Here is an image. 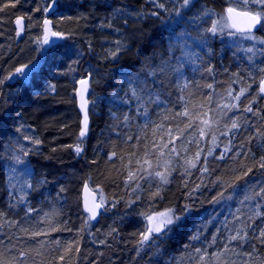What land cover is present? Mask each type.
<instances>
[{
    "label": "trees",
    "instance_id": "obj_1",
    "mask_svg": "<svg viewBox=\"0 0 264 264\" xmlns=\"http://www.w3.org/2000/svg\"><path fill=\"white\" fill-rule=\"evenodd\" d=\"M157 2L175 5L168 12ZM52 5L20 0L0 12V211L6 214L0 219V252L16 256L19 264H198L201 255L212 260L215 253H223L221 264H264V244L252 238L264 228V216L254 215L264 213V200L245 199L264 184L259 167L264 136L256 135L257 129L264 132V73L258 70L264 67V44L258 42L264 27L249 34L257 40L224 27L228 8H261L251 0H191L187 7L182 0H56L51 11ZM45 15L66 39L43 52ZM18 17L27 24L21 36ZM213 22L216 35L207 31ZM182 49L196 62L181 59L183 78L177 79L174 68ZM165 62L170 67L161 71ZM25 65L37 68L29 81L17 77L16 69ZM209 66L211 73L204 70ZM86 75L91 76L90 124L81 138L76 83ZM132 77L147 80L151 99L158 94L163 102L145 103L147 117L137 112L140 102L130 91L136 84L128 83ZM241 89L245 95L236 101ZM185 102L199 113L187 129L183 120L172 118ZM249 104L253 112L243 111ZM233 118L239 131L228 132ZM200 120H208L211 129ZM200 128H205L203 137ZM168 129L171 137L165 135ZM113 152L117 156L109 159ZM248 168L252 171L243 175ZM155 171L166 174L168 183ZM26 176L32 188L21 187ZM84 182L108 202L96 223L83 209ZM28 208L35 211L26 215ZM166 211L173 223L141 244L146 215ZM5 220L16 223L9 226ZM48 221L59 230L51 231ZM42 229L49 235L32 237ZM238 231L249 238L229 243ZM70 241L76 244L65 254Z\"/></svg>",
    "mask_w": 264,
    "mask_h": 264
},
{
    "label": "snow or ice",
    "instance_id": "obj_2",
    "mask_svg": "<svg viewBox=\"0 0 264 264\" xmlns=\"http://www.w3.org/2000/svg\"><path fill=\"white\" fill-rule=\"evenodd\" d=\"M19 2H20V0H0V12L5 11V9H7L9 7L15 8L16 5L19 4ZM190 2H191V0H182V6L187 7L190 4ZM247 2H248V0H245V3H247ZM251 2L256 4L257 6H259L261 8V11H246V12H243V13H237V15H243L244 17H246V20H247L246 25L243 28H239L238 29L239 31L244 32V33H251L253 28H255L257 25H261V27H264V23H262V21H264V0H251ZM51 3L54 4L55 0H51ZM158 6L161 9H163V7H164L163 4H159ZM45 11H47V8L45 9ZM227 11H228V13L231 14V13L234 12V9L230 7V8L227 9ZM153 15H158V13H153ZM205 15H209V13H205ZM23 19H24V17H18L16 19V21H15L16 25L18 27H20L21 30H22V21H23ZM44 24H45V32L47 33V31H48L47 25L51 24V21L45 20ZM217 30H218V27H217V23L216 22H213L212 26L209 29H207V31L211 32L213 35H216ZM19 34L20 33L18 31L17 35H19ZM53 35H57V33H53ZM244 38L245 39H251V40H257V37H255L254 35H245ZM43 42L45 44H47L49 42L48 39H47V36H45ZM258 42L260 44H264V39L259 40ZM247 51L252 52L253 49L249 48V49H247ZM193 57H194L193 53L184 52L183 49H182V56L177 58L176 67L174 68V71L178 74L177 75V79H182L183 78V65L180 63V60L181 59H185V60H187V61H189L191 63H195L196 61H195V59ZM27 67L28 66L25 65V66H23L21 68H17L16 72L23 76L25 74V69ZM169 67H170V65L168 64V62H165V64L161 67L160 70L161 71H167L169 69ZM204 70L209 72V73H211L213 71V69L210 66L207 67ZM258 70L261 73H264V67H260ZM149 75H153L154 76L155 75V71L150 72ZM236 75L238 76L239 74L237 73ZM79 83L82 86V89H81V99H82L81 109H82V111L85 112L84 121H83L84 127L80 131V137L83 138L86 135L87 125H88V115H87V111H86L87 101H85L83 99V92H85L87 90V85L89 83V79L88 78L81 79L79 81ZM128 83L130 85L133 84V83L136 84V87L130 88V91L132 93V96L137 101L140 102L139 106L137 108L138 114L146 116V117L148 116V109L146 107H144L145 103H157L158 105L163 103L162 101L159 100L158 94H156L157 99H155V100L151 99L152 96H153V93L148 88V83L149 82L147 80H140L139 77H132L131 79L128 80ZM183 87H187V84H185ZM207 87L211 89L212 85L208 84ZM245 91H246L245 89H241L239 94H237L235 97H233V99H235L236 101H239L240 98L245 95ZM260 92L264 93V78H261V80H260ZM140 93H145L148 96V100L145 101L144 97L142 95H140ZM229 95H231V90H229ZM181 99H183V98H181ZM205 100L209 103V111H210L211 110L210 102L212 100L211 95L208 94L205 97ZM200 107L203 108L204 104L202 103L200 105ZM223 107L231 109V108H236L237 105H227L226 104ZM139 108H144V111L142 113H140L139 112ZM243 111H245V112H253V109H252L251 105L249 104V105H246L244 107ZM256 114H258V113H256ZM204 115H207V112H205ZM167 118L168 117L165 116V119H167ZM172 118L173 119L180 118L181 120H183L185 122L184 123V127H185V129H187V128L193 127V120L199 118V113L193 111V109L189 107V102H185L184 105H183V109L182 110H178L174 114H172ZM123 119H124L125 122H127L129 120V117L127 115H125ZM149 122H151V121L149 120L148 122H146V124H145L146 127H147V123H149ZM199 122L201 124L205 125L206 128L211 129V124L209 123L208 120H200ZM160 127H162V125H160V124L156 125V128H160ZM239 128H240V125L238 124L237 119L233 118L231 120V127L228 129V132H231L233 129L239 131ZM154 131H155V129H154ZM199 131H200L201 137H203L205 135V128H200ZM171 134H172V130L171 129H168V131L165 133V135H168L169 137H171ZM222 134L227 135L228 133L225 132V133H222ZM256 135L257 136H264V132H261L259 129H257ZM252 138H254V137H250V139H252ZM25 139L29 140L30 143H34V144H37V145L40 144V141L38 139L31 140L29 137H25ZM128 139L131 140L132 137H128ZM212 139L213 140L216 139L215 135L212 136ZM189 142H191V141H189ZM168 143H174V141L170 139L168 141ZM164 146L167 147V144H165ZM145 149H146L145 150V155H147V146H145ZM81 150L82 149L79 146H76L75 151L77 152V154H79L81 152ZM171 151H177V149L176 148H172ZM225 151H228V149L226 148ZM27 154H28V152L24 151V155H27ZM208 154L211 155V150H209ZM160 155H163V153H160ZM237 155H239V153H237ZM116 156H117V153L113 152L112 155L109 157V159H112L113 157H116ZM196 156H197V158H199V156H200V152L199 151H197ZM219 158L223 159V155H221ZM17 162L18 163L21 162L19 160V157H17ZM188 163L192 167H195V163L194 162L189 161ZM145 164H147L149 166V168L152 167L151 160H147L146 159L145 160ZM259 167L261 169H264V156L260 157ZM203 170L207 171V168L205 167ZM143 171H146L148 173V175H152L153 174V172L148 171V169H143ZM251 171H252V169L248 168L243 173V175H247ZM154 174L156 176H159L163 183H168V179H167V175L166 174L161 173L159 171H155ZM133 175L134 174L132 172H130L129 173V178L131 179L133 177ZM141 178H143V177H141ZM15 186L16 185H13V187H15ZM21 187L32 188V184L31 183H27L26 185H22ZM61 190L63 191V189H61ZM223 196H224V193L221 192L219 194V197L223 198ZM256 198H259L260 200H264V184H262L258 188V190L253 188L252 189V194L245 197V199H248V200H253V199H256ZM19 199H20V201H23L25 199V196L21 195L19 197ZM102 202H103V198H101V203ZM99 206L100 205H94L93 209H89V211H91V213H92V218H94L95 215H96V212H95L94 208H97ZM259 207H260V205L258 204L257 205V209H259ZM33 211H35V209L28 208L26 215H31V213ZM5 215L6 214L4 212L0 211V219H3L5 217ZM45 215L47 216V214H45ZM254 215H255V217H261V216H264V213H262L259 210H257L254 213ZM146 219L148 221V225H147L145 231L143 233H141V240L139 241L141 244H143L144 242L148 241L153 233L159 234V233H161L164 230L165 226L173 223V216L170 214L169 211L158 212V213H154V214H147L146 215ZM175 219H179V218L176 217ZM249 219H252V217H249ZM42 222H44V221H42ZM5 223H8L9 226H14L16 222L5 220ZM48 223L51 226V221H48ZM0 227H3V224H0ZM22 230L25 231V232L28 231L27 229H22ZM57 230H59V229H57L55 226H51V231H57ZM67 230L70 231V229H67ZM31 235H32L33 238L40 237V236H47V235H49V230L48 229L36 230V231H33L31 233ZM248 238H249V234L247 232H243V234H241V232L238 231L236 235H233V236L229 237V243H231L233 241H236V242L244 241V240H247ZM252 238L257 239L260 243L264 244V228L260 229L258 235L254 236ZM55 243L59 246L60 241L57 240V241H55ZM75 244H76L75 241H70L67 244V246L65 247V254L70 252L72 250V248L75 246ZM224 250L225 251H229L230 250L229 247H228V244L224 245ZM8 251H11V249H9ZM76 251L77 252L79 251L78 247H76ZM196 251H197V253H199L200 249H197ZM231 251H234V249H231ZM24 255H25L24 253H20V257L21 258ZM222 255H223V253H215V254H213V259L212 260H207L206 259V254L205 255H201L199 257L198 264H221L219 258ZM59 260L63 261L64 260V255L59 256ZM0 264H19V261H18L16 256L9 257L4 252H0ZM224 264H227V262H224ZM232 264H235V262L233 261ZM246 264H247V262H246Z\"/></svg>",
    "mask_w": 264,
    "mask_h": 264
},
{
    "label": "water",
    "instance_id": "obj_3",
    "mask_svg": "<svg viewBox=\"0 0 264 264\" xmlns=\"http://www.w3.org/2000/svg\"><path fill=\"white\" fill-rule=\"evenodd\" d=\"M49 1H51V0H49ZM233 9H234L233 13L230 14V13H228V11H226V13H227V16L230 18L231 23L237 32H239L240 34H243V35H247V34L249 35V34L257 33L260 30L261 25H257L255 28H253L251 33H244V32L239 31L238 30L239 28H243L246 25L247 20H246V17H244L243 15H237V13H243L246 11L238 10L235 8H233ZM24 24H25V20L23 19L22 30L24 29V27H23V26H25ZM18 28L20 31H22L20 29V27H18ZM47 28H48L47 33L49 35L50 34L49 33L50 24L47 25ZM81 89H82V86L80 84L79 91H78V110L82 116V128H83L84 127L83 121H84L85 112L82 111V109H81V103H82ZM89 91H90V79H89V83L87 85V90L85 92H83V99L85 101H87L86 111H87V115H88V125H87L86 135L88 134L89 124H90L89 104H88ZM262 95L264 96V93H262ZM82 204H83V209H84L85 214L89 215L92 223H96L104 211V205L102 203H100L99 196L97 195V193L94 190H92L88 185H85V187L83 188V191H82ZM94 205H100V206L97 208H94L96 215L94 218H92V213H91V211H89V209H93Z\"/></svg>",
    "mask_w": 264,
    "mask_h": 264
},
{
    "label": "rangeland",
    "instance_id": "obj_4",
    "mask_svg": "<svg viewBox=\"0 0 264 264\" xmlns=\"http://www.w3.org/2000/svg\"><path fill=\"white\" fill-rule=\"evenodd\" d=\"M154 2V1H153ZM158 3V2H157ZM158 5H159V3H158ZM174 5H175V3L173 2V6H171V7H169V6H167V5H164V7H163V9H161L159 6H157V7H159L162 11H170V9H172V7H174ZM53 7H55V4L54 5H52V8ZM172 13V12H171ZM227 17V19H226V21H224L225 22V25H224V27L226 28V30H235L234 28H233V25L231 24V22H230V20H229V18H228V16H226ZM236 31V30H235ZM56 32V31H55ZM248 35V34H247ZM44 38H45V35L43 34L42 35V45H43V48H46V49H49V48H51L52 46H54V45H56V44H58V43H60L61 41H63L64 39H66V37H65V35H63V34H60V33H58L53 39H49L48 37H47V39H48V43L47 44H45L43 41H44ZM37 70V68L36 67H27L26 69H25V74L22 76L21 74H19V73H17V77L18 78H20L21 80H24V81H29L30 79H31V77H32V75L34 74V72ZM24 184L26 185L27 184V176L26 177H24ZM101 198H103L102 196H100V201H101ZM102 204H104V206L105 207H107L108 206V202L103 198V202H102ZM160 234V233H159ZM159 234H156V233H153L152 235H159Z\"/></svg>",
    "mask_w": 264,
    "mask_h": 264
},
{
    "label": "bare ground",
    "instance_id": "obj_5",
    "mask_svg": "<svg viewBox=\"0 0 264 264\" xmlns=\"http://www.w3.org/2000/svg\"><path fill=\"white\" fill-rule=\"evenodd\" d=\"M47 1H49V0H47ZM51 9V11L52 10H54V8H52V6L50 7ZM229 18V17H228ZM24 20H25V18H24ZM45 20H48V21H51V19H50V17H49V15H45L44 17H43V19H42V25H43V28H44V31H43V33H44V35L45 36H47L49 39H53L56 35H53V33H60V34H63L62 32H59L57 29H55L54 28V26H53V22L51 21V24H50V30H49V35H48V33H46L45 32V24H44V21ZM229 20H230V18H229ZM230 22H231V20H230ZM232 24V23H231ZM15 25H16V23H15ZM25 26H23L24 27V29L22 30V31H20L19 30V28L17 27V25H16V28H17V31H19V36H21V35H23V33H24V31H25V28H26V26H27V24H26V22H25V24H24ZM56 31V32H55ZM43 46V45H42ZM43 48V47H42ZM46 50H48V49H46V48H43V52H45ZM85 78H88V79H90V81H91V76L90 75H86V76H84V77H80L79 79H78V81H77V83H76V99H77V106H78V91H79V86H80V83H79V81L81 80V79H85ZM264 78V77H263ZM88 104H89V106H90V103H89V98H88ZM88 135V134H87ZM86 135V136H87ZM86 136H84V137H86ZM85 185H88L92 190H94L93 188H92V186L90 185V183H88V182H84V184H83V188L85 187ZM96 192V191H95ZM97 195H98V193H97ZM99 196V195H98ZM99 201H100V196H99ZM100 203H101V201H100ZM104 205V204H103ZM87 215V214H86ZM88 216V218H89V220L91 221V219H90V217H89V215H87Z\"/></svg>",
    "mask_w": 264,
    "mask_h": 264
}]
</instances>
